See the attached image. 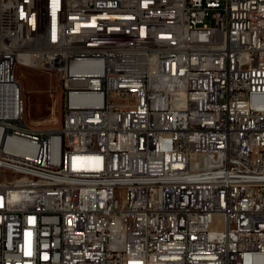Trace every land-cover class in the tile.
<instances>
[{
	"label": "built area",
	"instance_id": "1",
	"mask_svg": "<svg viewBox=\"0 0 264 264\" xmlns=\"http://www.w3.org/2000/svg\"><path fill=\"white\" fill-rule=\"evenodd\" d=\"M0 264H264V0H0Z\"/></svg>",
	"mask_w": 264,
	"mask_h": 264
},
{
	"label": "rangeland",
	"instance_id": "2",
	"mask_svg": "<svg viewBox=\"0 0 264 264\" xmlns=\"http://www.w3.org/2000/svg\"><path fill=\"white\" fill-rule=\"evenodd\" d=\"M25 101L24 120L33 128H58L63 120L64 88L55 71L37 66H17Z\"/></svg>",
	"mask_w": 264,
	"mask_h": 264
}]
</instances>
